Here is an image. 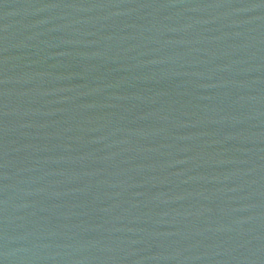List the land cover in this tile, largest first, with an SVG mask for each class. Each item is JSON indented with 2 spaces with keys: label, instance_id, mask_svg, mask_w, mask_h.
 Returning <instances> with one entry per match:
<instances>
[{
  "label": "water",
  "instance_id": "obj_1",
  "mask_svg": "<svg viewBox=\"0 0 264 264\" xmlns=\"http://www.w3.org/2000/svg\"><path fill=\"white\" fill-rule=\"evenodd\" d=\"M0 264H264V0H0Z\"/></svg>",
  "mask_w": 264,
  "mask_h": 264
}]
</instances>
